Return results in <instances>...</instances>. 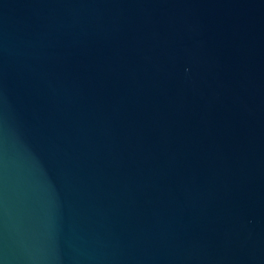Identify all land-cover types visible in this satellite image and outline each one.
Wrapping results in <instances>:
<instances>
[{
    "label": "water",
    "instance_id": "95a60500",
    "mask_svg": "<svg viewBox=\"0 0 264 264\" xmlns=\"http://www.w3.org/2000/svg\"><path fill=\"white\" fill-rule=\"evenodd\" d=\"M0 264H264V0H0Z\"/></svg>",
    "mask_w": 264,
    "mask_h": 264
}]
</instances>
